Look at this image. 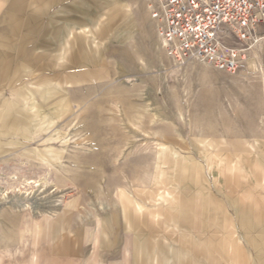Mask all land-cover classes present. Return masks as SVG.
Segmentation results:
<instances>
[{
    "label": "rangeland",
    "instance_id": "1",
    "mask_svg": "<svg viewBox=\"0 0 264 264\" xmlns=\"http://www.w3.org/2000/svg\"><path fill=\"white\" fill-rule=\"evenodd\" d=\"M254 49L233 73L173 61L147 0H0V228L21 260L264 264Z\"/></svg>",
    "mask_w": 264,
    "mask_h": 264
},
{
    "label": "built area",
    "instance_id": "2",
    "mask_svg": "<svg viewBox=\"0 0 264 264\" xmlns=\"http://www.w3.org/2000/svg\"><path fill=\"white\" fill-rule=\"evenodd\" d=\"M147 7L178 61L233 73L264 40V0H147Z\"/></svg>",
    "mask_w": 264,
    "mask_h": 264
},
{
    "label": "crops",
    "instance_id": "3",
    "mask_svg": "<svg viewBox=\"0 0 264 264\" xmlns=\"http://www.w3.org/2000/svg\"><path fill=\"white\" fill-rule=\"evenodd\" d=\"M149 17L155 23V21L151 18L150 12H149ZM158 38L159 36L157 33V42H159ZM10 216H12V220H13L15 217V214H10L8 215L7 218L10 219ZM7 225H8L7 228H5V226L0 228V264H27L26 262L21 260L20 234H18L19 235L18 238L15 239L16 230L14 226L11 227L10 223H7ZM95 228L96 227H93L94 233L92 234V242L94 243V245L98 243V241H96L97 233L95 231ZM43 233H44V236L49 234L47 228L43 230ZM98 240H99V235H98ZM129 253H130V248L127 247L125 249L126 258L129 255ZM57 264H60V263H57Z\"/></svg>",
    "mask_w": 264,
    "mask_h": 264
},
{
    "label": "bare ground",
    "instance_id": "4",
    "mask_svg": "<svg viewBox=\"0 0 264 264\" xmlns=\"http://www.w3.org/2000/svg\"><path fill=\"white\" fill-rule=\"evenodd\" d=\"M152 18V17H151ZM154 20V19H153ZM155 21V20H154ZM155 23H156V21H155ZM156 26H157V24H156ZM157 33H158V30H157ZM158 36H159V46H163V47H165V50H166V53H167V55L173 60V61H176V62H181V63H186L187 62V60L186 59H183L182 57H181V60H176V59H173L169 54H168V51H167V49H166V46H167V41L165 40V39H163L162 37H161V35L158 33ZM250 50H252V51H250ZM250 50H248V51H250V52H253L255 49H254V47H252ZM188 61H193L194 62V60H188ZM196 62H199V61H196ZM199 63H202V62H199ZM47 182L45 181L44 182V184H40V183H38L36 180H27V184L28 185H31V187H34V186H40V188H45V185H48V184H46ZM14 189V188H13ZM17 189V188H16ZM25 189V188H24ZM19 191V190H18ZM13 192V191H12ZM31 194H33V196L35 195V192H34V190H31V191H25V192H22L21 193V195H18V194H16V197H17V199L15 200L16 202H20V200L22 199H25L26 200V202H27V204H25L27 207H29L31 210H32V212H36V205L33 203V196H31L30 197V195ZM35 200V199H34ZM18 205V204H17Z\"/></svg>",
    "mask_w": 264,
    "mask_h": 264
}]
</instances>
